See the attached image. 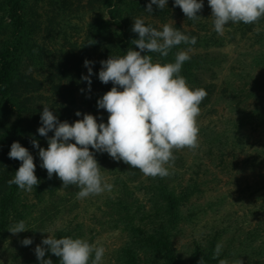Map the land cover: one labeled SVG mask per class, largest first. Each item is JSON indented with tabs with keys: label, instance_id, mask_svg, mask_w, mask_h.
<instances>
[{
	"label": "trees",
	"instance_id": "obj_1",
	"mask_svg": "<svg viewBox=\"0 0 264 264\" xmlns=\"http://www.w3.org/2000/svg\"><path fill=\"white\" fill-rule=\"evenodd\" d=\"M149 2L150 0H0L1 252L3 244L12 234L8 230L11 225L20 220L27 224L38 220V217L33 216L37 201L55 197L62 188L75 187H63L62 181L55 174L49 178L47 170L41 167L39 149L33 146L32 140L35 139L40 147L47 148L48 137L54 134L50 131L48 137H45L38 133V128L42 126L40 116L44 105L49 106L60 121L73 123L81 119L75 113L79 102L77 93L82 90L86 96L83 102L88 110L97 114L98 122L102 120L107 123L108 113L98 108L97 101L113 85L99 80L101 61L110 55H124L129 47L136 48L131 43L138 39V33L132 31L134 18H142L146 25L158 30H162L164 23H169L186 35L197 38L195 45L182 43L174 46L166 58H162L159 53L150 55L154 60L174 62L178 51L192 49L189 53L191 58L183 64L181 74L191 86L203 87L207 91V97L200 105L201 110L212 102L217 87L215 82L206 81V74L217 75V68L222 69L221 65L225 61V56L221 57L215 52L217 48L251 40L250 46L254 49L258 45L255 64L264 65V32L261 31L264 19L258 24L229 23L225 26L226 33L219 35L214 30L208 1L203 2L204 7L198 13L200 17L196 21L188 19L181 8L174 4V0H167V6L163 10L153 5L151 13L146 11ZM180 19L183 21H178ZM86 59L93 62L90 90L87 81L81 79L83 75H88V68L84 66ZM244 74L246 77H255L247 90L242 85L233 84L229 78L227 87L222 89L226 97L238 98L240 104L257 97L258 91L264 90L262 74L253 75L244 69L242 72L233 71L231 76L245 77ZM257 112H260L259 116L262 115L261 107ZM244 124L242 119L237 125ZM14 141L28 148L34 157L35 174L40 183L31 192L8 184L21 164V161L11 159L8 155ZM92 151L101 170L104 169L103 165H108L111 170L125 174L118 180L123 193L111 202L113 213L119 215L115 220L116 225L123 221L124 229L131 236L126 247L121 248L118 257L121 264H199L201 258L203 264H218L219 259L248 262L264 254V220L260 217L264 213V194L252 202L256 204L251 208L252 217L257 218V223L249 228L243 242L234 244V237L226 238V231L211 226L210 229H214L196 240L188 252L189 256L185 257L177 247V238L183 231L182 223H193L196 216L193 198L200 192L201 183L191 176V183L177 184L180 169L185 167L182 153H174L176 160L170 168L171 175L152 178L145 177L139 169L130 168L123 161L113 160L106 152ZM226 151L227 149H221V154L217 157H224ZM259 153L255 156L258 157L257 169L259 176L264 177V148ZM195 173L199 174L200 170ZM140 194L145 195L147 201H142ZM32 198L37 201L32 202ZM56 211L55 215L59 209ZM80 235L79 227L74 230H58L54 236L75 238ZM256 239L262 243L259 252L254 249ZM218 243L223 244V249L220 257L213 259ZM44 247L48 248L46 245ZM19 248L28 249L23 244ZM17 253L19 251L11 252L12 255ZM20 254L26 258L27 264H40L37 256L31 257L22 251ZM44 259H52L53 264H59V258L50 250L46 251ZM250 264H264V261L256 259Z\"/></svg>",
	"mask_w": 264,
	"mask_h": 264
},
{
	"label": "clouds",
	"instance_id": "obj_2",
	"mask_svg": "<svg viewBox=\"0 0 264 264\" xmlns=\"http://www.w3.org/2000/svg\"><path fill=\"white\" fill-rule=\"evenodd\" d=\"M174 4L193 21L199 19L198 13L204 7L203 0H174ZM153 5L163 10L167 0H150L146 11L151 13ZM208 5L214 30L219 35H224L229 23L258 24L264 19V0H208ZM133 20L132 31L138 33V39L131 43L136 48L129 47L126 54L110 55L101 61L98 78L104 84L111 82L113 85L97 101L98 108L108 113L107 123L98 122L90 113H84L82 119L73 123L60 121L51 108L44 105L38 133L45 137L50 131L54 134L48 137L47 148L32 140L33 146L39 149L41 167L47 170L48 177L55 174L63 187L75 185L79 189L78 200L113 188L92 150L108 153L113 160L139 169L145 177L165 178L172 174L170 168L176 160L175 152L184 148L195 151L200 146L198 118L207 91L191 86L181 74L183 64L191 58L192 49L178 51L174 62L154 60L150 55L159 53L166 58L174 46L195 45L197 38L169 23H164L162 30H158L146 25L142 18ZM92 63L87 59L84 61L88 75L81 77L87 81L89 90ZM75 114L81 116L80 111ZM8 155L21 161L8 184L31 192L40 183L35 174L33 155L18 141L11 144ZM27 229L25 221L20 220L8 230L17 234ZM22 244L31 245L32 239L24 238ZM222 249L223 244L218 243L213 259L220 257ZM49 250L59 258V264H103L106 252L103 245L90 243L85 238H56L48 233L35 248L40 264H53L52 259H44ZM199 264H203L202 258ZM218 264H242V261L219 259Z\"/></svg>",
	"mask_w": 264,
	"mask_h": 264
},
{
	"label": "rangeland",
	"instance_id": "obj_3",
	"mask_svg": "<svg viewBox=\"0 0 264 264\" xmlns=\"http://www.w3.org/2000/svg\"><path fill=\"white\" fill-rule=\"evenodd\" d=\"M261 31L264 32V28ZM250 44L251 40L242 41L240 44L233 42L215 50L221 57L225 56V61L221 65L222 69L217 68V75L206 74V81L215 82L217 87L212 102L201 110L198 118L200 146L195 151L188 148L180 150L185 160V167L180 169L181 175L177 184L178 182L181 184L183 182L184 185L191 183V176L201 183L200 192H197L193 198L196 203L194 206L196 216L193 223L190 225L182 223L183 231L177 238V247L185 257L189 256L188 252L196 240L203 238V235L216 227L226 231V238L234 237L233 242L238 245L245 240L249 228L257 223V218L252 217L251 208L256 205L252 202L264 194V177L259 176L258 157H255L264 148V106L262 105L264 90H257V97L250 98L241 104L238 98L231 99L222 92V89L227 87L228 78L233 84L242 85L244 90H247L255 78L254 76L246 77L245 74L246 78H236L231 76L233 71L242 72L246 69L253 75H264V65H257L255 64L257 61L254 60L258 57V45L254 49ZM263 80L261 79V82ZM232 92L235 94L234 91ZM77 96L79 101L77 111L81 112L80 118H83L84 113L97 116L90 112L83 102L86 96L82 90L77 93ZM259 107L263 111L261 116L258 114L260 112H257ZM242 119L245 124L238 126ZM221 149H227V151L224 157L218 158ZM103 167L102 173L113 185L111 191L78 200L76 193L79 189L73 186L70 189H60L55 197L42 202L32 198V202L37 201L33 216L38 217V220L33 221L32 224H27L25 221L28 228L26 231L10 235L3 244V251H0V264H27L26 258L20 254L21 251L23 254L35 257L36 246L41 244L48 233L56 235L58 230H74L79 227L81 238L105 247L103 264H121L118 258L121 248L126 247L131 236L124 229L123 221H119L116 225L115 220L119 218V215L113 213L111 202L123 193L118 180L125 174L111 170L108 165ZM196 170H200V173L196 174ZM139 196L142 201H147L145 195ZM57 209L59 211L55 215ZM260 217L264 220V213ZM211 226L214 228L210 229ZM27 235L31 236L32 244L27 246L28 249L21 250L19 247L22 245V240L28 238ZM254 244V249L259 252L258 249L262 243L256 239ZM18 251L19 253L15 255L11 254ZM256 259L264 261V254L254 260L242 262L250 264Z\"/></svg>",
	"mask_w": 264,
	"mask_h": 264
}]
</instances>
